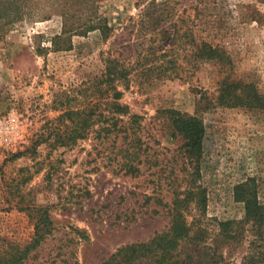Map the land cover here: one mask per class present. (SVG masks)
<instances>
[{
    "label": "rangeland",
    "instance_id": "1",
    "mask_svg": "<svg viewBox=\"0 0 264 264\" xmlns=\"http://www.w3.org/2000/svg\"><path fill=\"white\" fill-rule=\"evenodd\" d=\"M51 1L35 0V11L47 14ZM99 1L112 27L105 41L91 31L72 35L68 49H54L50 38L60 30L55 13L16 23L0 39V123L11 117L16 122L9 137H0V250L30 240L33 221L21 207L34 205L46 207L53 229L21 264H100L118 247L164 230V203L171 191L193 184L202 190L200 221L208 228L204 246L223 261L237 263L247 251L250 232L240 222L244 211L232 198V187L252 178L264 201V112L215 104L216 80L227 73L264 94V1L168 0L194 15L193 33L220 46L229 64L198 63L185 80L141 86L130 80L127 88L118 86L119 101L141 117L137 134L146 152L135 174L121 166L120 136L88 133L59 145L48 130H62L69 120L59 122L57 116L87 103L85 87L101 69L100 53L122 42L121 26L137 11L135 0ZM202 92L208 103L200 99ZM169 111L194 116L203 125L194 169L177 152L183 139L172 129ZM39 133L43 140L35 152H24ZM16 152L23 154L10 158ZM190 206V216L197 217L193 202ZM227 220L244 229L235 241L218 231L217 223Z\"/></svg>",
    "mask_w": 264,
    "mask_h": 264
},
{
    "label": "trees",
    "instance_id": "2",
    "mask_svg": "<svg viewBox=\"0 0 264 264\" xmlns=\"http://www.w3.org/2000/svg\"><path fill=\"white\" fill-rule=\"evenodd\" d=\"M264 1V0H260ZM99 0H52L46 13L35 11V0H0V39L16 23L32 18H44L55 13L60 18V30L50 38L54 49H68L72 35H84L97 31L101 40H106L112 31L108 25ZM136 13L121 26L125 31L122 42L110 46L100 53L101 69L87 82V103L79 108L67 109L57 116L69 120V125L48 128L59 145L74 142L76 138L93 133L96 138L114 139L121 137L124 146L121 152V166L124 172L136 173L141 146V117L130 113L127 105L119 99L121 86L125 89L133 80L138 86L160 80H185L198 63L212 62L227 66L226 52L212 44L202 35L192 31L193 17L187 9L178 10L168 0H135ZM194 10L197 6L191 7ZM214 103L226 107H242L264 112V94L257 91L252 83L231 80L226 73L216 80ZM85 89V90H86ZM200 99L208 103L205 94ZM172 129L183 141L176 148L179 156L194 169L201 152L204 128L199 119L177 111H169ZM24 152L34 153L35 146L43 137L38 134ZM23 152L10 155L15 158ZM194 174V170L192 171ZM192 172L190 175L192 176ZM28 177H24L26 180ZM192 180H189L192 184ZM193 184L181 191L173 189L170 201L165 204L168 225L144 241L132 242L118 247L102 259L100 264H264V201L259 200L252 178H246L232 187V198L242 203L244 211L241 224H248L250 239L247 251L237 263L223 261L220 255L210 253L204 246L208 228L201 223L203 211L202 190ZM197 217L190 216L191 206ZM33 221V233L24 245H13L8 251L0 250V264H21L28 253L38 247L51 233L53 227L46 207L24 206ZM191 217L188 221L187 217ZM234 221H219L218 231L227 240L235 241L240 236V227H233ZM189 246V248H188ZM200 250L192 251L194 247ZM188 248V249H186Z\"/></svg>",
    "mask_w": 264,
    "mask_h": 264
},
{
    "label": "built area",
    "instance_id": "3",
    "mask_svg": "<svg viewBox=\"0 0 264 264\" xmlns=\"http://www.w3.org/2000/svg\"><path fill=\"white\" fill-rule=\"evenodd\" d=\"M15 126L16 122L13 117L9 118L4 123H0V137H9L15 130Z\"/></svg>",
    "mask_w": 264,
    "mask_h": 264
}]
</instances>
